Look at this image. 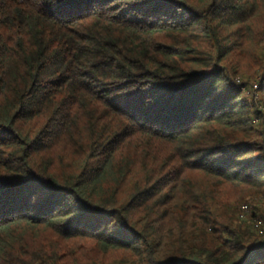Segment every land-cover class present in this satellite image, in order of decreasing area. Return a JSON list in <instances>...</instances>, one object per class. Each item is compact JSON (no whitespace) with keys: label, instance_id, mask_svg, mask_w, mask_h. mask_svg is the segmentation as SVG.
Listing matches in <instances>:
<instances>
[{"label":"trees","instance_id":"obj_1","mask_svg":"<svg viewBox=\"0 0 264 264\" xmlns=\"http://www.w3.org/2000/svg\"><path fill=\"white\" fill-rule=\"evenodd\" d=\"M263 37L264 0H0V264H264Z\"/></svg>","mask_w":264,"mask_h":264},{"label":"rangeland","instance_id":"obj_2","mask_svg":"<svg viewBox=\"0 0 264 264\" xmlns=\"http://www.w3.org/2000/svg\"><path fill=\"white\" fill-rule=\"evenodd\" d=\"M262 41H260V48H257L256 45H252V49L255 51H259L261 53V55H264V37L261 39ZM248 201L244 200L245 202H243L244 204L246 202L250 203V212L248 213L247 217L248 219L250 218H254L255 215L259 216V217H263L264 215V196H256V197H251L249 199V197H247Z\"/></svg>","mask_w":264,"mask_h":264},{"label":"built area","instance_id":"obj_3","mask_svg":"<svg viewBox=\"0 0 264 264\" xmlns=\"http://www.w3.org/2000/svg\"><path fill=\"white\" fill-rule=\"evenodd\" d=\"M256 88H257V86H256ZM250 205L249 204H244L243 205V207H242V214H241V217L243 218V219H245V218H247V215H248V213L250 212ZM260 226H261V223L258 221V223H256L255 224V227L256 228H260Z\"/></svg>","mask_w":264,"mask_h":264}]
</instances>
